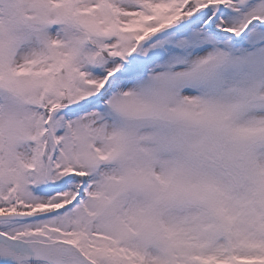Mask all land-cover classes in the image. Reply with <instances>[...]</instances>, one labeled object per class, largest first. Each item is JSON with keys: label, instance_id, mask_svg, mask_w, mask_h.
Listing matches in <instances>:
<instances>
[{"label": "snow or ice", "instance_id": "snow-or-ice-1", "mask_svg": "<svg viewBox=\"0 0 264 264\" xmlns=\"http://www.w3.org/2000/svg\"><path fill=\"white\" fill-rule=\"evenodd\" d=\"M0 264H264V0H0Z\"/></svg>", "mask_w": 264, "mask_h": 264}]
</instances>
